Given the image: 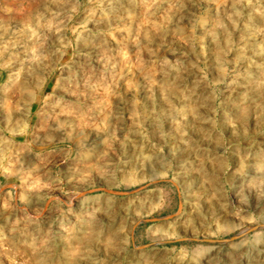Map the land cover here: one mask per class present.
<instances>
[{
    "label": "rangeland",
    "instance_id": "1",
    "mask_svg": "<svg viewBox=\"0 0 264 264\" xmlns=\"http://www.w3.org/2000/svg\"><path fill=\"white\" fill-rule=\"evenodd\" d=\"M0 264H264V0H0Z\"/></svg>",
    "mask_w": 264,
    "mask_h": 264
},
{
    "label": "bare ground",
    "instance_id": "2",
    "mask_svg": "<svg viewBox=\"0 0 264 264\" xmlns=\"http://www.w3.org/2000/svg\"><path fill=\"white\" fill-rule=\"evenodd\" d=\"M31 95V94H30Z\"/></svg>",
    "mask_w": 264,
    "mask_h": 264
}]
</instances>
